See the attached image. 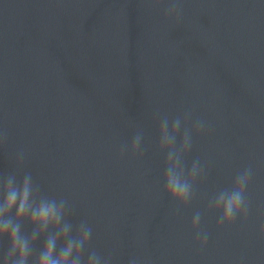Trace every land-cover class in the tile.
I'll return each instance as SVG.
<instances>
[{
	"label": "water",
	"instance_id": "95a60500",
	"mask_svg": "<svg viewBox=\"0 0 264 264\" xmlns=\"http://www.w3.org/2000/svg\"><path fill=\"white\" fill-rule=\"evenodd\" d=\"M180 25L141 0H0V174L23 171L69 199L73 223L93 226L91 247L153 264H264V0H181ZM159 110L208 122L194 137L207 176L179 212L163 193ZM138 129L142 157L120 148ZM254 169L246 222L217 229L206 212L217 190ZM209 233L194 245L191 219ZM25 231L30 232L27 225ZM42 241L36 245L37 250ZM7 240L0 242V256Z\"/></svg>",
	"mask_w": 264,
	"mask_h": 264
},
{
	"label": "clouds",
	"instance_id": "9594fccd",
	"mask_svg": "<svg viewBox=\"0 0 264 264\" xmlns=\"http://www.w3.org/2000/svg\"><path fill=\"white\" fill-rule=\"evenodd\" d=\"M149 9L164 7L165 20L180 21L184 14L181 0H141ZM158 122L157 151L164 156L163 193L176 205V210L188 207L197 196V187L207 176V164L199 157L187 158L193 149L194 137L208 130V122L194 118L191 110L170 117L158 109L154 113ZM8 133L0 131V149L6 148ZM144 133L138 129L130 144L120 148L119 157L130 154L142 157ZM27 152L18 150L13 158L14 170L0 174V242L7 240L6 252L0 264H114L112 253L102 254L91 247L93 226L87 219L73 223L74 206L65 197L44 191L32 173L23 171ZM254 169L248 166L238 171L230 187L217 190L207 201L206 212L218 213L217 229L230 227L241 220L246 222L252 210L247 189L253 179ZM204 213L194 212L191 229L194 245L201 251L209 240V233L201 228ZM25 225L30 232L25 231ZM264 242V221L258 232ZM42 241L37 250L36 245ZM127 264H153L150 257L132 256ZM243 264V257L241 258Z\"/></svg>",
	"mask_w": 264,
	"mask_h": 264
}]
</instances>
